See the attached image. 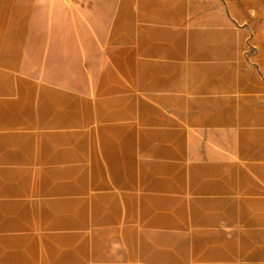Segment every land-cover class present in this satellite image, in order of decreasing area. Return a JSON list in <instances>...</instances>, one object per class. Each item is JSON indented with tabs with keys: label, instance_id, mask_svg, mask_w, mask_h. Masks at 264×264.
I'll list each match as a JSON object with an SVG mask.
<instances>
[{
	"label": "rangeland",
	"instance_id": "obj_1",
	"mask_svg": "<svg viewBox=\"0 0 264 264\" xmlns=\"http://www.w3.org/2000/svg\"><path fill=\"white\" fill-rule=\"evenodd\" d=\"M0 264H264V0H0Z\"/></svg>",
	"mask_w": 264,
	"mask_h": 264
}]
</instances>
